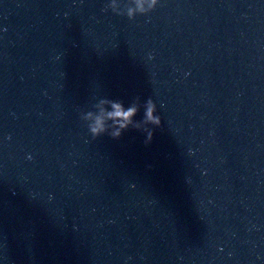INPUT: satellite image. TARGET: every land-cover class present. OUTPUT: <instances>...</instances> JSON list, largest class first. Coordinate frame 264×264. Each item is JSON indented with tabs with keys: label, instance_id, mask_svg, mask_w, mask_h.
<instances>
[{
	"label": "water",
	"instance_id": "95a60500",
	"mask_svg": "<svg viewBox=\"0 0 264 264\" xmlns=\"http://www.w3.org/2000/svg\"><path fill=\"white\" fill-rule=\"evenodd\" d=\"M121 2L0 0V264H264V0Z\"/></svg>",
	"mask_w": 264,
	"mask_h": 264
},
{
	"label": "clouds",
	"instance_id": "9594fccd",
	"mask_svg": "<svg viewBox=\"0 0 264 264\" xmlns=\"http://www.w3.org/2000/svg\"><path fill=\"white\" fill-rule=\"evenodd\" d=\"M137 5L135 11L140 14H147L156 9L160 0H150L147 7H144L143 0H134ZM119 3L122 4L121 0ZM118 0H110L104 7V11L109 9L118 15H125L118 8ZM129 19H135L134 10L129 8L127 11ZM137 101L140 99L136 98ZM103 105V106H101ZM144 115L140 120L135 117L140 112V104L133 102L131 105H125L123 101L103 99L90 110L81 111L80 118L86 122L88 132L92 139H97L105 134L113 139H119L129 128L143 131L145 144H150L154 137L155 128L161 126L162 117L157 114V104L151 97L143 105Z\"/></svg>",
	"mask_w": 264,
	"mask_h": 264
}]
</instances>
